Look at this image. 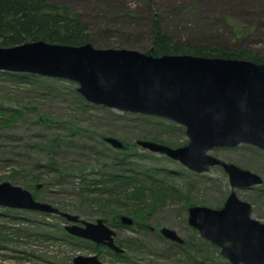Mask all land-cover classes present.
Instances as JSON below:
<instances>
[{"label":"rangeland","instance_id":"1","mask_svg":"<svg viewBox=\"0 0 264 264\" xmlns=\"http://www.w3.org/2000/svg\"><path fill=\"white\" fill-rule=\"evenodd\" d=\"M50 2L67 5L79 15L95 37L96 43L91 44L98 49H129L153 55L148 51L149 28L151 19L158 17L164 31L180 42L229 45L264 58V0H153L151 5L145 0ZM128 12L138 18H127ZM2 72L0 184L10 182L27 189L38 201L87 222L104 220L116 231V243L125 252L116 257L115 252L92 242L67 239L63 233L71 223L59 215L0 206V264H74L73 259L79 255H98L103 264H230L220 249L202 239L188 222L193 206H224L232 192L224 168L197 173L137 145L139 140H149L183 147L189 143L183 126L156 116L91 104L77 92L78 84L70 80ZM13 109L20 110L23 118L3 126ZM41 118L52 122L45 123ZM57 136L61 137V147L51 151L46 142ZM107 137L117 138L134 153L138 159L132 167L170 173L157 209L136 219L121 207V216L136 220L132 227L122 224L120 218V225L113 226L118 220L108 210L103 212L95 200L85 202L87 196L81 194L80 182L99 176L102 163L116 153L111 144L102 143ZM210 154L263 179L261 185L234 191L251 204L253 217L264 224V150L243 144L214 149ZM64 173L68 175L62 176ZM162 228L176 231L188 241V247L178 250L175 242L163 237Z\"/></svg>","mask_w":264,"mask_h":264},{"label":"water","instance_id":"2","mask_svg":"<svg viewBox=\"0 0 264 264\" xmlns=\"http://www.w3.org/2000/svg\"><path fill=\"white\" fill-rule=\"evenodd\" d=\"M0 71L70 80L89 103L122 113L164 118L185 128L189 143L173 148L139 140L137 145L165 155L197 173L212 167L227 172L232 192L220 209L193 206L188 222L201 238L220 249L230 264H264V224L253 217L250 203L234 191L261 185L263 179L210 152L243 144L264 150V63L189 54L153 56L129 49H98L46 41L0 47ZM106 142L123 150L114 137ZM0 206L65 218L66 231L122 254L117 233L104 220L87 222L79 215L38 201L20 186L0 184ZM122 224L134 220L121 217ZM169 241L183 244L174 230L163 228ZM74 264H103L98 255L77 256Z\"/></svg>","mask_w":264,"mask_h":264},{"label":"trees","instance_id":"3","mask_svg":"<svg viewBox=\"0 0 264 264\" xmlns=\"http://www.w3.org/2000/svg\"><path fill=\"white\" fill-rule=\"evenodd\" d=\"M145 2L151 5L153 0H145ZM127 18L135 20L138 17L136 13L128 12ZM149 33L148 51L152 52L154 56L189 54L264 63L263 57L246 49L231 48L229 45L180 42L164 31L158 17L151 19ZM41 40L74 46L96 43L88 24L83 22L80 16L67 5L52 4L50 0H0V47H13ZM129 46L136 48L133 45ZM2 73L19 77L29 75L32 78H42L39 75L24 73ZM22 118L23 113L20 110H10L7 118L3 120L4 125H2L11 126L9 124H14ZM43 120L45 123L52 122L49 119L41 118V121ZM61 143L60 136L53 137L47 140L46 147L51 151H58ZM102 143L107 144L106 138L102 139ZM111 150L116 153L108 161L102 163L103 172L96 178L86 179L80 184L81 194L87 196H84L83 200L85 202L86 200L90 202L95 200L103 212L108 210V214L118 220L113 224V226H118V223L120 225L119 218L122 215L121 207H125L129 214L136 219H139L145 212L158 208L163 200L162 189L167 184L166 179L170 173L162 172L158 168L146 170L132 167L131 164L135 163L134 159L138 158L129 151L127 146L123 150L112 147ZM101 158L102 154L99 155L98 160ZM64 175L68 174L64 173L62 176ZM162 175L164 178H161ZM39 177L36 180H39ZM105 214L107 213H104V216ZM63 236L74 242L83 241L69 235L66 231ZM173 245L178 250H183L188 247L189 243L184 240L183 244L173 243ZM122 256L123 254L116 253V257Z\"/></svg>","mask_w":264,"mask_h":264},{"label":"flooded vegetation","instance_id":"4","mask_svg":"<svg viewBox=\"0 0 264 264\" xmlns=\"http://www.w3.org/2000/svg\"><path fill=\"white\" fill-rule=\"evenodd\" d=\"M134 226V225H133Z\"/></svg>","mask_w":264,"mask_h":264}]
</instances>
